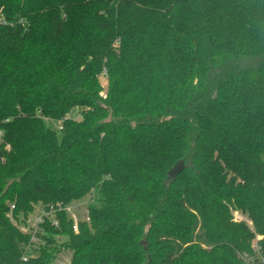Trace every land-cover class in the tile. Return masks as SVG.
I'll return each mask as SVG.
<instances>
[{"label": "trees", "instance_id": "trees-1", "mask_svg": "<svg viewBox=\"0 0 264 264\" xmlns=\"http://www.w3.org/2000/svg\"><path fill=\"white\" fill-rule=\"evenodd\" d=\"M0 129V264L264 256V0H0Z\"/></svg>", "mask_w": 264, "mask_h": 264}, {"label": "rangeland", "instance_id": "rangeland-1", "mask_svg": "<svg viewBox=\"0 0 264 264\" xmlns=\"http://www.w3.org/2000/svg\"><path fill=\"white\" fill-rule=\"evenodd\" d=\"M52 127L58 129L59 126L56 122H50L49 123ZM222 163L224 164V166L226 168L229 167V162L225 159L222 160ZM89 203V197H86L84 199H82L81 201H78V203H75L73 205L70 206V209L68 211L69 215L74 219L77 220H83L87 214V206ZM39 211H35L29 220L30 224H34L37 217H38ZM72 255V251L71 250H67L64 249L59 255H58V259L55 261L54 264H69V258Z\"/></svg>", "mask_w": 264, "mask_h": 264}, {"label": "built area", "instance_id": "built-area-1", "mask_svg": "<svg viewBox=\"0 0 264 264\" xmlns=\"http://www.w3.org/2000/svg\"><path fill=\"white\" fill-rule=\"evenodd\" d=\"M2 137H3V131L0 129V139H2ZM59 207L61 208V206H59ZM51 209H53V208H51ZM69 209H70V207L67 208V211H69ZM47 215H49V213L43 211L40 215H38L33 226L37 227L38 224L41 223L43 221V218ZM85 218H86V216H85ZM235 218L237 221L243 220V217L238 212L235 213ZM78 223H79V220L74 218L73 228L75 231H78ZM54 224L58 225L57 222H55ZM258 241H259V237H257V239L253 245L254 254H251V253L250 254L249 253L240 254V258L246 264H251L256 260H260L262 263H264V256L262 254L261 247L259 246Z\"/></svg>", "mask_w": 264, "mask_h": 264}]
</instances>
